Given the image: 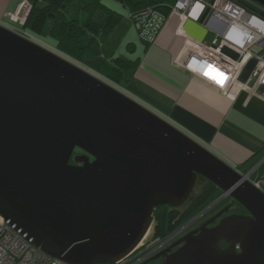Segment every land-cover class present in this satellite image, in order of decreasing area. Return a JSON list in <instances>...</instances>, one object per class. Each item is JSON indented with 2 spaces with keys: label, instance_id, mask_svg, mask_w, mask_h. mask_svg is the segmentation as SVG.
<instances>
[{
  "label": "water",
  "instance_id": "water-1",
  "mask_svg": "<svg viewBox=\"0 0 264 264\" xmlns=\"http://www.w3.org/2000/svg\"><path fill=\"white\" fill-rule=\"evenodd\" d=\"M199 177L247 214L208 227L226 207L176 243L184 245L165 264H264V191L246 174L0 24V215L44 252L66 264H119L143 246L154 209L185 205Z\"/></svg>",
  "mask_w": 264,
  "mask_h": 264
},
{
  "label": "crops",
  "instance_id": "crops-1",
  "mask_svg": "<svg viewBox=\"0 0 264 264\" xmlns=\"http://www.w3.org/2000/svg\"><path fill=\"white\" fill-rule=\"evenodd\" d=\"M32 1L0 0V24L21 34L15 25H24ZM179 23L178 16H173L155 43L148 46L143 42L142 56L126 57L138 60L139 65L129 82L118 85L120 91L170 121L228 165L246 174L249 180L257 174L253 183H259L264 191V98L237 91L226 96L175 64L183 44L176 33ZM183 28L192 38L206 44H212L217 37L206 22L188 20ZM118 29L124 30L122 24ZM255 50L261 51L259 47ZM223 51L238 58L229 48ZM254 67L255 62H251L242 79L247 80ZM129 258L121 264L129 263Z\"/></svg>",
  "mask_w": 264,
  "mask_h": 264
},
{
  "label": "built area",
  "instance_id": "built-area-1",
  "mask_svg": "<svg viewBox=\"0 0 264 264\" xmlns=\"http://www.w3.org/2000/svg\"><path fill=\"white\" fill-rule=\"evenodd\" d=\"M207 11L205 22L217 33L212 44L195 40L183 28L188 20L201 22ZM259 12L264 13V7L252 0H177L168 17L154 9L142 12L137 27L141 39L153 44L171 18L178 16L176 33L183 44L175 64L226 96L237 91L264 98V17ZM224 48L231 49L238 58L225 54ZM251 62H255L254 70L244 80L242 76ZM255 185L261 189L259 183ZM0 264L66 263L44 252L28 233L0 215Z\"/></svg>",
  "mask_w": 264,
  "mask_h": 264
},
{
  "label": "trees",
  "instance_id": "trees-1",
  "mask_svg": "<svg viewBox=\"0 0 264 264\" xmlns=\"http://www.w3.org/2000/svg\"><path fill=\"white\" fill-rule=\"evenodd\" d=\"M117 1L128 10L127 17L110 8L103 0H33L24 30L55 38L57 49L65 58L109 82L121 85L131 80L139 62L112 51L107 44L109 37L126 19L137 25L140 14L148 9L168 17L177 0ZM81 153L82 150L76 149L74 155ZM71 163H74L73 160ZM200 180L203 183L199 192L194 191L185 205L178 208L158 206L154 209V239L167 238L217 200L222 192L212 182L204 178ZM232 204L229 205L232 212L246 213L238 203Z\"/></svg>",
  "mask_w": 264,
  "mask_h": 264
},
{
  "label": "rangeland",
  "instance_id": "rangeland-1",
  "mask_svg": "<svg viewBox=\"0 0 264 264\" xmlns=\"http://www.w3.org/2000/svg\"><path fill=\"white\" fill-rule=\"evenodd\" d=\"M205 1H208V0H205ZM103 2L106 5H108L110 8H112V9H114V10H116V11L122 13V14H124L127 17V14H128L127 9L119 1H117V0H103ZM258 14L261 15L262 17H264V13L263 12H259ZM122 26H123L124 30L116 29L115 33L111 37V41L109 42V45L114 48V52L116 54L123 55L125 57H131L133 59L137 58L138 56H142L145 46H144V44H143V42L141 40V36L139 34L137 25L134 24V23L129 22L128 19H126V20H124L122 22ZM15 29L19 30V31L21 30L20 33L24 37L30 39L31 41H33L37 45H39V46H41V47H43V48H45V49L57 54V55L65 58L63 55H61L59 53V51L57 49V41H56L55 38H53V37H51L49 35H36V34H33L29 30L28 31L24 30V25H15ZM128 47H133L134 49L129 51V50H127ZM65 59H67L68 61L76 64L77 66H80L81 68H84L81 65L77 64L76 62H74L72 60H69L68 58H65ZM84 70L88 71L85 68H84ZM88 72L91 73L90 71H88ZM102 79L106 80L104 78H102ZM106 82H108V84L112 85L116 89L120 90V88H119V86L117 84L109 82L108 80H106ZM168 122H170V121H168ZM259 173H260V171H259ZM255 177H257V174L254 175V178H253L254 180H255ZM253 179H250V181L253 182L254 181ZM202 183L203 182H200L198 187H196V190H195L196 193L199 192V188L201 187ZM222 195H223V193H220L219 197L217 198V200L215 202L210 203L209 206L206 207L204 210H202L200 213H198L197 216H194L191 219L192 223H190L189 226H191L192 224H195L201 218H202V220H205V219L209 218L211 215H213V214L216 215L219 212H221L222 210H224L229 205V203L231 202V199H230V197L222 198ZM204 212H206V214L202 217V214ZM186 228H188V227L187 226L185 228L180 227L177 230L180 233H182L183 230H185ZM152 231H153V226L151 228L150 233L148 234V236L146 237V239L143 242L144 245H147V244H149L150 241L154 240ZM180 233H178V234H180ZM159 240L153 241L149 246L155 245L156 243L159 242Z\"/></svg>",
  "mask_w": 264,
  "mask_h": 264
},
{
  "label": "flooded vegetation",
  "instance_id": "flooded-vegetation-1",
  "mask_svg": "<svg viewBox=\"0 0 264 264\" xmlns=\"http://www.w3.org/2000/svg\"><path fill=\"white\" fill-rule=\"evenodd\" d=\"M200 179H202V178L199 177L197 187L200 184V182H202V180H200ZM230 204L233 205L232 202H230L229 205ZM205 214H206V212H204L202 215L204 216ZM218 214H216V215H218ZM232 214H238V213L232 212L231 208L229 207L228 212L224 213L220 218H218L214 223H211L208 227L216 226L221 221L222 218H224L228 215H232ZM245 214H247V212ZM245 214H243V215H245ZM216 215L213 214L205 220H202V218H201L198 222H196L195 224H192L191 226H189V224L192 223V220L190 219L187 223H185L183 226H181L182 228H185L186 226L188 227L185 230H183L182 233H180L177 230L165 239H160V240L154 239V240L150 241L149 244H147V245L143 244L142 248H140L137 252H135L133 255L130 256L129 263H127V264H165L167 257L170 254L176 252L178 249H180L184 245V243H181V244H178L175 246L176 243H178L180 240H182L186 235L198 230L203 224L210 221ZM178 233H180V234H178ZM156 240H159V242L153 246H149L153 241H156ZM222 246L226 247L227 245L223 244Z\"/></svg>",
  "mask_w": 264,
  "mask_h": 264
},
{
  "label": "bare ground",
  "instance_id": "bare-ground-1",
  "mask_svg": "<svg viewBox=\"0 0 264 264\" xmlns=\"http://www.w3.org/2000/svg\"><path fill=\"white\" fill-rule=\"evenodd\" d=\"M146 239V238H145Z\"/></svg>",
  "mask_w": 264,
  "mask_h": 264
}]
</instances>
